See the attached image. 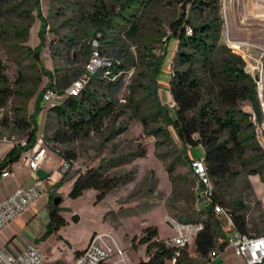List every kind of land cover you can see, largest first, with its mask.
I'll return each instance as SVG.
<instances>
[{
	"label": "trees",
	"instance_id": "obj_1",
	"mask_svg": "<svg viewBox=\"0 0 264 264\" xmlns=\"http://www.w3.org/2000/svg\"><path fill=\"white\" fill-rule=\"evenodd\" d=\"M161 1L173 4L169 0H125L113 5L100 2L92 11H82L87 27L85 35L66 37L61 41L63 48L57 44L50 45L54 58L64 62V68L49 72L40 66V73L49 78V89L65 100L49 110V118L53 121L47 123V129L52 133L45 144L71 164V169L53 186L52 199L54 202L57 190L67 181L73 163L78 160L74 152L60 151L59 147L68 148L77 141L105 132L108 134L105 142L115 140L128 132L129 124L120 120L129 113H132L131 119H137L147 134L157 140V148L171 141L167 129L173 128L184 148L201 147L204 150V161L213 183V204L205 208L199 195L194 194L195 179L173 177V168L168 170L173 192L193 206V210L184 214L182 221L204 224V229L184 250L179 264H191L195 256H200L208 264L227 248L223 224L213 211L215 204L228 210L236 229L243 235H264V230L251 228L246 214L251 203L227 201L228 190L240 178L242 171L249 176H258L264 184V147L257 134V123L264 124V113L257 96L256 82L246 71L245 60L222 42V0H179L180 14L170 21L167 29L158 24V19L150 18L152 8ZM0 6L10 7L12 12H17L29 23L27 28L14 29L12 36L16 39L26 40L36 17L41 19V46L34 51L26 49L27 52L22 54L29 55L34 67H38L46 47L44 36L48 27L41 12V1L0 0ZM4 33L10 36L7 30ZM172 41L177 42V49L169 93L176 104L175 116L161 102L158 81ZM95 53L111 66L88 71L86 67ZM132 72L131 83L128 84ZM79 81L85 83L83 89L77 96L69 95L73 85ZM126 90L128 95L124 96ZM44 92L37 99L29 120L18 118L16 122L27 132L25 140L29 148L37 142ZM12 96L0 64V108H5ZM244 104L251 105L256 124L252 114L243 110ZM160 138L164 141H159ZM23 151L14 147L5 158L6 165L18 162ZM136 156H145V150L138 151ZM120 163L111 160L108 164L79 173L68 197L77 199L93 190L97 194V202L105 200L114 189L133 181L130 174L111 176L108 173ZM196 205L198 209L194 208ZM51 208L47 235L66 225L60 215V206L51 205ZM261 220L264 224V210ZM158 236L156 227L146 228L140 243L148 247L147 257L130 264H168L175 249L159 241Z\"/></svg>",
	"mask_w": 264,
	"mask_h": 264
},
{
	"label": "rangeland",
	"instance_id": "obj_2",
	"mask_svg": "<svg viewBox=\"0 0 264 264\" xmlns=\"http://www.w3.org/2000/svg\"><path fill=\"white\" fill-rule=\"evenodd\" d=\"M40 1L41 12L47 20L48 27L44 36L47 40L46 47L38 61V67H34V62L29 55L22 54L26 49L34 51L41 46V19L36 17L26 40L16 39L12 36L14 29L27 28L29 23L19 17L17 12H12L10 7L0 6V64L13 94L7 106L0 108V141L7 139L19 142L27 138V132L23 131L16 122L18 118L29 120V116L34 113L40 94L50 87L49 78L40 73V66L49 72H54L55 68H64V62L54 58L50 45L57 44L63 48L61 41L66 37L85 35L87 27L82 19V11H92L93 7L100 2L113 5L117 1L125 0ZM169 1L173 4L161 1L150 12L151 20L158 19V24L161 23L166 29L170 21L180 14V6L177 5L179 0ZM263 1L222 0L221 15L224 21L222 42L243 57L249 74L253 76L252 69H258L264 80ZM34 15L36 16V12ZM5 30L10 36L7 33L3 34ZM176 49L177 42L172 41L163 65L161 83L159 82L161 102L169 108L173 116H175V110L170 109L173 99L169 93L168 80ZM132 74L133 72L129 76L128 84L131 83ZM127 95L128 90L124 93V96ZM64 100L59 97L48 105L44 104L43 100L40 103L44 113L39 118L41 127L37 135H44L45 142L52 133L51 129H47V123L53 121L49 118V110L62 104ZM242 108L246 112H253L250 104H244ZM131 115L132 113H129L120 120L123 124H129L128 132L115 140L105 142L108 135L105 132L77 141L68 148L59 147L60 151L71 150L77 155L78 160L73 163L72 170L74 177L88 168H96L100 164H108L114 160L121 163L110 169L108 173L111 176L130 174L133 181L114 189L101 202L96 201L97 194L93 190L77 199L65 196L59 206L68 224L61 230L59 234L61 238L54 237L52 241L56 245L57 253L67 254L77 249H84L95 234L110 233L124 249L129 262H141L147 257L148 248L140 243L144 230L148 227H156L159 233L158 240L165 243L175 236V232L167 223L168 220L174 218L183 222L184 214L193 210V206L186 204L173 192L168 170L173 168V177L186 176L189 180H194L190 157L203 158L204 150L201 147L184 148L173 128L167 129L171 141L157 148V140L147 134L137 119H131ZM257 134L259 142L264 147L263 123H257ZM159 141H164V138H160ZM47 149L49 150L48 146ZM142 150H145V156L137 157L138 151ZM52 155L53 153L50 156ZM188 159L190 160L187 161ZM253 183H262L261 193H264L262 180L242 171L240 178L229 188L227 201L242 200L244 203H251L246 211L251 228L264 230L261 220L264 209L259 205L258 189L253 186ZM53 192L52 190L51 193ZM194 208L198 209L197 205ZM229 257L225 260L228 261ZM231 261L235 262L236 259L231 257ZM231 261H229L230 264ZM191 264L206 263L200 256H195Z\"/></svg>",
	"mask_w": 264,
	"mask_h": 264
},
{
	"label": "built area",
	"instance_id": "obj_3",
	"mask_svg": "<svg viewBox=\"0 0 264 264\" xmlns=\"http://www.w3.org/2000/svg\"><path fill=\"white\" fill-rule=\"evenodd\" d=\"M191 33V32H189ZM229 43V39H228ZM230 44V43H229ZM232 48V47H231ZM100 66L111 65L99 59L98 54H94L91 62L87 65L88 71H95ZM252 73V72H251ZM252 76V75H251ZM86 77V76H85ZM254 78V74L252 76ZM85 83L76 82L69 91V95L77 96L83 89ZM257 85V96L264 113V80L259 73V81ZM59 98V95L52 89L46 90L43 95V103L48 105ZM176 104L173 102L170 106L171 110H175ZM252 120L256 124V116L254 112ZM0 142L12 147L23 149V153L18 162L13 165H6L5 158L0 154V180L12 178L17 171L27 168L33 178V184L29 188H20L0 203V234L19 217H21L30 208L35 206L47 194V184H53L52 175L41 180L38 172L43 170V165L48 160L47 147L45 145L44 135H37V142L34 147L29 148L26 140L14 142L3 139ZM188 149H192L188 147ZM62 168L65 172L71 169V164L67 161L63 162ZM193 177L196 181L195 192L201 198L205 208L213 204L212 191L213 183L207 171L204 158H197L191 162ZM214 214L223 224L224 233L226 235L227 247L234 251L237 258L242 259L246 264H264V235L249 237L240 233L235 226L234 220L228 210L222 205L215 204L213 207ZM175 232V236L165 242L167 246L175 249V254L168 264H179L184 250L194 241L198 234L204 229V224H192L178 221L170 218L167 222ZM213 257L212 259H214ZM46 255L38 246H31L22 254L13 256L9 255L0 247V264H43ZM126 257V253L114 235L110 233L95 234L87 248L75 259L73 264H130Z\"/></svg>",
	"mask_w": 264,
	"mask_h": 264
},
{
	"label": "crops",
	"instance_id": "obj_4",
	"mask_svg": "<svg viewBox=\"0 0 264 264\" xmlns=\"http://www.w3.org/2000/svg\"><path fill=\"white\" fill-rule=\"evenodd\" d=\"M162 72L161 74H163ZM161 74L158 78L159 82L161 81ZM43 113L44 110H42V113L38 117L39 128L41 127L39 118L42 117ZM11 151V146L0 142V154L3 157H6ZM52 153L53 155L50 156ZM47 155L48 160L43 165L42 169L48 172L50 176L52 175L54 184L53 186H55L61 181L63 174L65 173V170L62 168L64 160L58 154L50 150L47 151ZM190 158L192 161L194 160L192 157ZM76 178L77 176L74 177L71 171L67 177V181L62 187L57 190V197H62V202L64 200V197L69 195ZM32 184L33 178L27 168L15 172L12 178H9L7 180H0V203L3 202L7 197H9L18 189L29 188L32 186ZM53 186L47 184L46 196H44L35 206L30 208L27 212H25L21 217H19L15 222H13L0 234V247L4 249L9 255H20L29 247L35 245L38 246L41 251L46 255V260L43 264H73L75 259L87 248L85 247L84 249L80 250L77 249L67 254L62 252H56V245H54L52 241H54V237L61 238L59 234L61 233V230L68 224V221L64 213L62 212H60V215L66 221V225L56 233H53L51 235L46 234L48 231V227L51 223L50 209L53 202L51 193L52 190L54 191ZM253 186L258 189L257 197L259 199L260 205L264 209V193H261L262 183H253ZM228 256L230 257L227 261L225 260V258ZM231 257L232 259L235 258L237 262H232ZM229 261L232 262L231 264H246L244 260L237 258L234 254V251L228 247L225 251L221 252L214 259H212L211 262L208 264H227V262ZM228 264H230V262Z\"/></svg>",
	"mask_w": 264,
	"mask_h": 264
},
{
	"label": "water",
	"instance_id": "obj_5",
	"mask_svg": "<svg viewBox=\"0 0 264 264\" xmlns=\"http://www.w3.org/2000/svg\"><path fill=\"white\" fill-rule=\"evenodd\" d=\"M254 80L255 82H258L259 81V75H255L254 76ZM38 177L41 179V180H46L50 177V174L44 170H40L38 172ZM62 203V199L57 197L55 200H54V207H58L60 204ZM52 210V208L50 209Z\"/></svg>",
	"mask_w": 264,
	"mask_h": 264
},
{
	"label": "bare ground",
	"instance_id": "obj_6",
	"mask_svg": "<svg viewBox=\"0 0 264 264\" xmlns=\"http://www.w3.org/2000/svg\"><path fill=\"white\" fill-rule=\"evenodd\" d=\"M264 2V1H263ZM252 73L254 74V75H259V71H258V69H252Z\"/></svg>",
	"mask_w": 264,
	"mask_h": 264
}]
</instances>
